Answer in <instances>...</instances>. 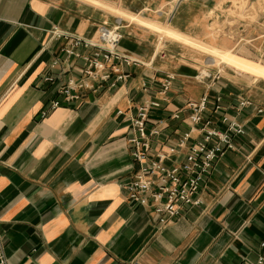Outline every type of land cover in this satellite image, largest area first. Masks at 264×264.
<instances>
[{
    "label": "crops",
    "instance_id": "1",
    "mask_svg": "<svg viewBox=\"0 0 264 264\" xmlns=\"http://www.w3.org/2000/svg\"><path fill=\"white\" fill-rule=\"evenodd\" d=\"M97 2L0 0V235L8 264H257L264 238V0L238 2L244 18L229 13L231 0ZM133 15L230 55L221 65L191 58L181 44L124 19ZM103 26L120 27V51L142 62L120 67L132 75L115 88L83 75L84 60L65 54L77 38L99 44ZM94 50L78 48L82 55ZM246 65L252 73L238 69ZM70 81L89 86L68 102L61 91ZM204 96L214 127L223 130L228 118L245 134L216 163L197 195L201 203L161 224L124 188L140 167L128 142L131 120L145 102L160 103L147 126L160 131L154 158L185 133L191 143L202 140L188 104ZM187 152L179 150L169 165Z\"/></svg>",
    "mask_w": 264,
    "mask_h": 264
},
{
    "label": "built area",
    "instance_id": "2",
    "mask_svg": "<svg viewBox=\"0 0 264 264\" xmlns=\"http://www.w3.org/2000/svg\"><path fill=\"white\" fill-rule=\"evenodd\" d=\"M53 35L68 38L67 35L60 34L58 30H55ZM99 39V44H93L77 38L65 49V54L84 60L86 67L82 71L83 75L102 82L112 81L111 87L115 88L120 82L130 79L132 75L128 69L121 70L120 67L130 68L142 62L120 51L119 46L123 39L120 27L103 26L100 29ZM80 47H94L95 50L82 55L78 51ZM112 75L115 76L112 77ZM174 80V75L168 76L163 85L162 94L166 95L169 92ZM88 86L84 82L74 85L70 81L62 89L61 94L69 102L79 98L77 89L88 88ZM221 102V98L215 99L214 111L220 110ZM210 103L209 97L204 96L200 101H191L188 104L191 110L189 121L192 127L199 129L202 140L191 143L190 133H185L175 146H170L169 151L158 152L154 158L149 157V153L153 151L152 139L160 135V131L154 129L148 132L147 126L151 110L159 108L160 103L145 102L131 120L134 136L128 142L131 145L132 157L140 167L134 178L125 184L124 188L133 204L151 209L161 224H166L169 219L177 218L182 207L197 206L201 203L197 195L206 179L212 174L216 163L227 150L235 148L233 138L245 134L244 127L239 122L228 118L222 119L223 130L214 127L208 117ZM59 105L60 102H54L53 108ZM241 106L249 107L251 103L243 102ZM258 112L263 113L264 110H258ZM176 118L179 117L176 116ZM185 147H188V152L184 160L169 165L172 157ZM260 249L257 264H264V238ZM0 264H8L1 235Z\"/></svg>",
    "mask_w": 264,
    "mask_h": 264
},
{
    "label": "rangeland",
    "instance_id": "3",
    "mask_svg": "<svg viewBox=\"0 0 264 264\" xmlns=\"http://www.w3.org/2000/svg\"><path fill=\"white\" fill-rule=\"evenodd\" d=\"M95 1L96 2L91 1V0H85V2H88L90 4H93L95 6L100 7L99 4H97L98 3L97 0H95ZM231 1L233 3V8L231 9V11L229 13L231 15H234L235 17L244 18L243 15L239 14V11H237L238 7H239L238 2L241 3L240 4L241 6L242 5H248V0H231ZM105 7L107 9L106 8H104V9L115 12L116 14H118V12H121V10L111 9L109 6H105ZM134 15L130 16V18L127 17L124 19H127L131 22H135L136 24L143 26V27H145L151 31L157 32L160 35L161 39H163V40H169V41H173V42H177V43L181 44L190 53L191 58H195V59L200 60V61H203L205 57L213 58L214 62L210 61L211 63H214V64L216 63L215 65H221V64H223V61L230 55V52L222 51V50H220V48L218 46H215V48H213L211 46L206 45L205 43H210V42H207L205 40H201V39L190 37V36H187V37L181 36V34H179L177 32V30L175 28H173L172 26L158 24L157 22L152 21L150 19L147 20L146 18H142L143 16H139V15L134 16ZM121 18H123V17H121ZM216 22H217V20H216ZM165 26L168 27V29L165 30L166 32L161 33ZM214 31H215L214 32L215 37H220L222 35L223 29H222L221 25L216 26V24H215L214 25ZM175 33L176 34L178 33L182 38L175 37L174 36ZM183 38H185L186 41ZM212 44H214V43H212ZM160 47H162V46H160ZM222 48L224 49V47H222ZM238 69H242L246 72L252 73L247 69V65L242 67V68H238ZM206 72H207L206 69H204V73H206ZM204 73H203V75H204ZM262 76H264V75L262 74Z\"/></svg>",
    "mask_w": 264,
    "mask_h": 264
},
{
    "label": "bare ground",
    "instance_id": "4",
    "mask_svg": "<svg viewBox=\"0 0 264 264\" xmlns=\"http://www.w3.org/2000/svg\"><path fill=\"white\" fill-rule=\"evenodd\" d=\"M205 74V73H204Z\"/></svg>",
    "mask_w": 264,
    "mask_h": 264
}]
</instances>
